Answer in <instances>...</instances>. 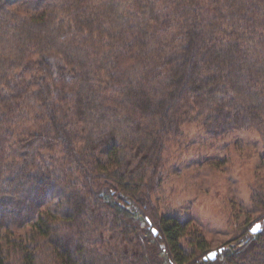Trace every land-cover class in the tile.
Returning <instances> with one entry per match:
<instances>
[{
	"label": "trees",
	"instance_id": "16d2710c",
	"mask_svg": "<svg viewBox=\"0 0 264 264\" xmlns=\"http://www.w3.org/2000/svg\"><path fill=\"white\" fill-rule=\"evenodd\" d=\"M190 124L264 164V0H0V264H264V184L216 250L160 212Z\"/></svg>",
	"mask_w": 264,
	"mask_h": 264
},
{
	"label": "rangeland",
	"instance_id": "374dc122",
	"mask_svg": "<svg viewBox=\"0 0 264 264\" xmlns=\"http://www.w3.org/2000/svg\"><path fill=\"white\" fill-rule=\"evenodd\" d=\"M184 130L163 153L154 199L162 214L191 221L216 250L255 218L250 192L264 184L262 146L254 132L211 141L197 124Z\"/></svg>",
	"mask_w": 264,
	"mask_h": 264
},
{
	"label": "water",
	"instance_id": "95a60500",
	"mask_svg": "<svg viewBox=\"0 0 264 264\" xmlns=\"http://www.w3.org/2000/svg\"><path fill=\"white\" fill-rule=\"evenodd\" d=\"M257 226H259V229L256 230V231H254V229H255ZM261 230H262V229H261V225H260V223H256V224L251 228L250 233H251L252 235H256V234H258ZM154 233H155V232H154ZM219 251H220V250H219ZM219 251H218V252H219ZM216 256H217V251H212V252L208 253V255H207V259L212 260V259H214Z\"/></svg>",
	"mask_w": 264,
	"mask_h": 264
},
{
	"label": "snow or ice",
	"instance_id": "6c2138e0",
	"mask_svg": "<svg viewBox=\"0 0 264 264\" xmlns=\"http://www.w3.org/2000/svg\"><path fill=\"white\" fill-rule=\"evenodd\" d=\"M259 229V226H257L255 229H254V231H256V230H258Z\"/></svg>",
	"mask_w": 264,
	"mask_h": 264
}]
</instances>
